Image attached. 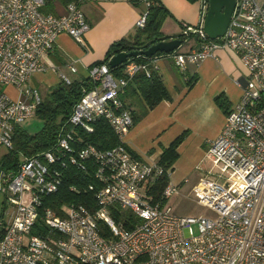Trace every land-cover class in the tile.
I'll return each mask as SVG.
<instances>
[{
  "label": "built area",
  "instance_id": "2783aa9c",
  "mask_svg": "<svg viewBox=\"0 0 264 264\" xmlns=\"http://www.w3.org/2000/svg\"><path fill=\"white\" fill-rule=\"evenodd\" d=\"M87 1L64 0L63 14L55 15L43 12L47 0H0V147L7 151L14 128L31 119L41 102L29 83L53 67L46 59L57 38L67 35L84 45L90 27L81 6ZM201 1L198 25H182V42L196 38L190 51L155 55L146 65L129 62L119 79L106 64L88 69L92 87L72 110L57 149L82 170L87 161L95 163L97 186H88L95 211L68 205L60 215L42 208L43 197L60 185L58 172L49 171L60 161L52 151L25 160L15 173H0V264H264V0H234L225 34L214 41L203 31L208 0ZM144 24L145 15L135 25L142 29ZM220 49L235 52L248 73L239 102L227 111L207 150L222 180L203 178L192 188L195 202L210 216L175 215L170 206L151 205L144 194L145 183L164 171L128 152L123 139L133 122L120 95L140 71L149 77L148 66L155 67L161 58L184 71ZM60 82L71 83L61 74ZM3 86L15 88L22 98L12 100ZM97 119L109 124L119 144L106 151L86 145L73 153L72 130L89 129ZM166 174L169 178V170ZM175 193L168 183L163 198ZM113 208L131 212L139 222L124 229L113 219ZM99 224L108 229V237L101 235Z\"/></svg>",
  "mask_w": 264,
  "mask_h": 264
},
{
  "label": "crops",
  "instance_id": "0c3cea01",
  "mask_svg": "<svg viewBox=\"0 0 264 264\" xmlns=\"http://www.w3.org/2000/svg\"><path fill=\"white\" fill-rule=\"evenodd\" d=\"M161 2L170 13L162 32L174 37L171 40L176 39L179 32H167L168 24L180 26L181 31L182 25H198L195 1ZM51 4L48 13L63 14L64 0H53ZM147 7L148 0H138L137 6H133L129 0H89L83 3L81 8L90 27L84 37V45L77 44L67 35H60L46 59L53 67L32 76L30 87L38 92L42 100L60 84V74L70 81L87 79L88 69L104 59L111 44L136 32L135 24L145 15ZM154 68L170 99L160 102L153 109H147L140 120L133 123L123 142L136 160L157 164L164 149L183 136L176 150L178 158L169 170V183L176 187L177 192L187 195L200 179L205 178L201 175L206 160H209V142L218 137L227 111L239 102L248 73L237 54L228 49L216 51L213 57L197 66L189 64L184 71L176 68L170 58L159 59ZM8 90H13L15 97L12 98ZM5 92L12 100L22 98L13 87H7ZM220 96L224 98L223 108L216 103V98ZM128 98L134 103L131 107L133 112L140 113L146 107L141 98ZM208 106H212L214 112L210 119L204 121L202 117ZM7 152L0 147V161ZM3 201L4 197L0 194V212Z\"/></svg>",
  "mask_w": 264,
  "mask_h": 264
},
{
  "label": "trees",
  "instance_id": "16d2710c",
  "mask_svg": "<svg viewBox=\"0 0 264 264\" xmlns=\"http://www.w3.org/2000/svg\"><path fill=\"white\" fill-rule=\"evenodd\" d=\"M52 1L49 0L46 6H49ZM129 2L133 6L138 4V0H129ZM48 11L49 9L43 8L44 13H48ZM169 16L170 13L163 6L161 0H148L144 27L136 29L132 36L111 44L104 59L94 65H108L109 60L117 54L145 51L156 43L171 40L174 37L166 36L162 32V26ZM177 38L182 39V35H178ZM190 38L196 40L194 35H191ZM162 54L165 53H157L156 56ZM132 61L146 65L149 59L138 56L128 59L120 66L114 68L108 66L112 77L115 79L122 78L125 65ZM148 70L149 77H147L145 71H140L134 76L132 83L124 89L123 94L120 95V100L124 108L130 112L134 124L140 120L147 109H153L160 102L170 99L156 69L149 65ZM91 87L89 80L85 79L71 81L69 85L60 82L58 86L51 89L45 98L41 100L33 116L42 122L41 129L30 133L22 126H16L12 136V149L8 150L0 161V173H15L25 160L41 158L45 152H54L56 158H60V161L50 165L49 171L58 172L60 185L56 193L43 197L42 208H51L60 215L62 207L68 205L83 206L90 212L97 209L94 193L88 190L89 185L97 184L94 178L95 163L87 161L84 163L85 170H82L77 166L70 165L67 161V155L62 157V153L57 149L62 128L67 124L72 110L80 101L83 93L89 91ZM135 96L141 98L146 106L140 113L131 110L134 103L128 100V97ZM216 103L223 108L224 98L221 96L216 98ZM72 131L73 141L70 145L73 153L78 152L86 145H92L99 150L106 151L119 144L111 127L103 119L93 121L89 129L78 127ZM182 140L183 136H180L167 149H164L157 162L164 173L153 182H147L144 185V194L151 205L162 207L166 204L167 200L163 198V191L169 183L166 171L171 169L178 158L176 150ZM62 161H64L65 167H62ZM111 215L115 222L121 224L126 230L132 229L133 225L139 222V219L127 210L113 208L111 209ZM99 229L102 236H109L108 229L103 224H99Z\"/></svg>",
  "mask_w": 264,
  "mask_h": 264
},
{
  "label": "water",
  "instance_id": "95a60500",
  "mask_svg": "<svg viewBox=\"0 0 264 264\" xmlns=\"http://www.w3.org/2000/svg\"><path fill=\"white\" fill-rule=\"evenodd\" d=\"M234 6V0H208L207 13L203 21V31L210 40L214 41L225 34ZM181 45V39L176 38L156 43L145 51L120 53L109 60L108 66L110 68L120 66L133 57L151 58L157 53H171L178 50Z\"/></svg>",
  "mask_w": 264,
  "mask_h": 264
},
{
  "label": "rangeland",
  "instance_id": "374dc122",
  "mask_svg": "<svg viewBox=\"0 0 264 264\" xmlns=\"http://www.w3.org/2000/svg\"><path fill=\"white\" fill-rule=\"evenodd\" d=\"M48 1L49 0H47V2ZM56 1L59 2L60 0H56ZM193 3H196L198 6V22H199L200 17H201L202 1L196 0ZM51 7H52V4H50L49 6H45L44 8L48 9ZM167 19H170V18H167ZM166 27H167L166 31L170 32V34H177L178 32H179L178 35L181 34V28L178 25L174 26L172 24H168ZM195 45H196V41L194 39H191V38L187 39L186 41L183 42L179 51H181L182 53L190 51L191 49L195 47ZM6 88H7L6 86H3L2 92H5ZM7 93L12 98L15 97V92L13 90H8ZM21 126L23 127V129L27 130L28 132L34 133L41 129L42 122L36 119L35 117H32L31 119L25 121ZM203 172L204 173L201 175L202 177L210 178L213 181L222 180L221 178L217 179V174H219V170L218 168H214L213 164L209 160H206ZM209 173L212 174V176H209L208 175ZM165 205L170 206L173 209V213L179 216H197V215L210 216L211 215V213L208 210L197 205L192 193L183 195L182 193L177 192L166 201Z\"/></svg>",
  "mask_w": 264,
  "mask_h": 264
},
{
  "label": "clouds",
  "instance_id": "9594fccd",
  "mask_svg": "<svg viewBox=\"0 0 264 264\" xmlns=\"http://www.w3.org/2000/svg\"><path fill=\"white\" fill-rule=\"evenodd\" d=\"M213 112H214V108L212 106L206 107L202 119L204 121L210 119L213 115Z\"/></svg>",
  "mask_w": 264,
  "mask_h": 264
}]
</instances>
